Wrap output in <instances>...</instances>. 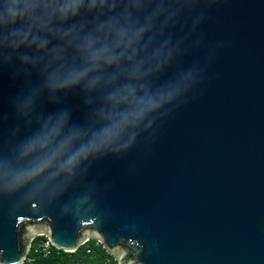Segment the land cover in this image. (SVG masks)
I'll list each match as a JSON object with an SVG mask.
<instances>
[{"label": "water", "instance_id": "water-1", "mask_svg": "<svg viewBox=\"0 0 264 264\" xmlns=\"http://www.w3.org/2000/svg\"><path fill=\"white\" fill-rule=\"evenodd\" d=\"M71 2L0 0V264H264V0Z\"/></svg>", "mask_w": 264, "mask_h": 264}, {"label": "trees", "instance_id": "trees-1", "mask_svg": "<svg viewBox=\"0 0 264 264\" xmlns=\"http://www.w3.org/2000/svg\"><path fill=\"white\" fill-rule=\"evenodd\" d=\"M45 239L36 237L30 246L22 264H117L96 240H88L73 252H65L51 246L49 252L37 247L38 241Z\"/></svg>", "mask_w": 264, "mask_h": 264}, {"label": "clouds", "instance_id": "clouds-1", "mask_svg": "<svg viewBox=\"0 0 264 264\" xmlns=\"http://www.w3.org/2000/svg\"><path fill=\"white\" fill-rule=\"evenodd\" d=\"M81 4L82 0H73V2L65 4L62 16L66 18L70 12L75 15ZM18 6L19 0H11V5L6 7V15L12 23L24 18V13L18 10Z\"/></svg>", "mask_w": 264, "mask_h": 264}, {"label": "built area", "instance_id": "built-area-1", "mask_svg": "<svg viewBox=\"0 0 264 264\" xmlns=\"http://www.w3.org/2000/svg\"><path fill=\"white\" fill-rule=\"evenodd\" d=\"M37 247L42 249L45 254H47L49 252V248L51 247L50 242L48 241V239H41L38 241Z\"/></svg>", "mask_w": 264, "mask_h": 264}]
</instances>
